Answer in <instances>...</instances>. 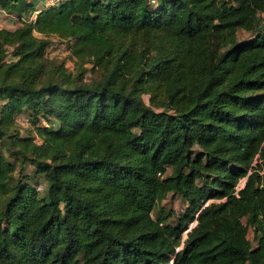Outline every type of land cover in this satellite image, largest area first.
Listing matches in <instances>:
<instances>
[{
	"label": "trees",
	"instance_id": "trees-1",
	"mask_svg": "<svg viewBox=\"0 0 264 264\" xmlns=\"http://www.w3.org/2000/svg\"><path fill=\"white\" fill-rule=\"evenodd\" d=\"M40 1L0 0V264H264V0Z\"/></svg>",
	"mask_w": 264,
	"mask_h": 264
},
{
	"label": "rangeland",
	"instance_id": "rangeland-1",
	"mask_svg": "<svg viewBox=\"0 0 264 264\" xmlns=\"http://www.w3.org/2000/svg\"><path fill=\"white\" fill-rule=\"evenodd\" d=\"M56 0H42L40 1L39 6H41L43 3H53ZM16 25L14 18L9 13L3 11L0 8V27H6V28H14ZM239 38L244 36V33L242 31H238ZM11 54V53H10ZM10 54L7 56V59H12V56ZM46 57L48 59H52L56 61L57 63L64 61L65 65L67 66V69L70 70L73 74L77 75L80 72V68H78L77 64H75V59L72 57V54L70 50L67 47V43L58 41V39L55 36L51 37V42L49 46L46 49ZM84 67L89 68L90 64H85ZM98 75L95 73V71L87 70L83 73V79L90 80L91 78H97ZM145 102H148V96L143 95L142 96ZM17 128L19 129L21 134H25L27 132H30V125L25 120L22 114L17 116ZM16 171L14 172V177L18 178L17 176L20 174V166L16 165ZM23 173H28L32 170L31 164H26L23 168ZM33 176V175H32ZM32 181L35 182L37 188L43 189V179L42 178H32ZM159 209H163L165 211H168L171 214L179 213L182 209L185 208L186 204L177 196L168 194L166 197H164L161 202L158 204ZM169 218V220H171ZM192 224H190L191 226ZM251 236V235H250Z\"/></svg>",
	"mask_w": 264,
	"mask_h": 264
}]
</instances>
